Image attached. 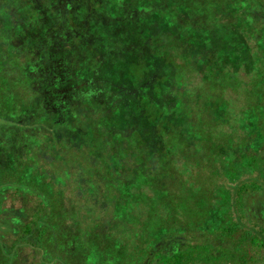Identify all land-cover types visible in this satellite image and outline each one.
I'll use <instances>...</instances> for the list:
<instances>
[{"label":"trees","instance_id":"obj_1","mask_svg":"<svg viewBox=\"0 0 264 264\" xmlns=\"http://www.w3.org/2000/svg\"><path fill=\"white\" fill-rule=\"evenodd\" d=\"M113 3L0 0V262L264 264V0Z\"/></svg>","mask_w":264,"mask_h":264},{"label":"rangeland","instance_id":"obj_2","mask_svg":"<svg viewBox=\"0 0 264 264\" xmlns=\"http://www.w3.org/2000/svg\"><path fill=\"white\" fill-rule=\"evenodd\" d=\"M111 2V4H109V6H112V4L114 5L113 3V0H109ZM254 205H255V208H256V203H258L259 201L257 199L254 200ZM263 207V205H262ZM261 205H258V208H262ZM10 218L14 219V224H19L22 222L23 220V214L19 213V212H11L10 213ZM1 258V256H0ZM0 264H7L6 262H0ZM85 264H117L115 263V261H110L109 257H106L104 255H101V254H98V255H94V256H90L88 261L85 263Z\"/></svg>","mask_w":264,"mask_h":264}]
</instances>
